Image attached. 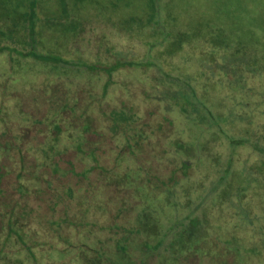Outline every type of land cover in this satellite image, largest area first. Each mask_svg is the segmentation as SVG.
Listing matches in <instances>:
<instances>
[{
  "label": "trees",
  "instance_id": "obj_1",
  "mask_svg": "<svg viewBox=\"0 0 264 264\" xmlns=\"http://www.w3.org/2000/svg\"><path fill=\"white\" fill-rule=\"evenodd\" d=\"M38 3L39 0H17L9 25L0 26V61L8 71L15 68L16 62L29 63L19 67L20 72L27 71L17 77L21 83L10 93L19 103L16 113L6 106L9 96L3 97L7 95L4 88L8 87V82L0 81V264H118L125 261L137 264L134 246L138 239L143 242L139 248L143 253L141 261L146 258L153 264H168V260L183 261L184 255L197 261L196 255L191 253L195 249L192 248L194 238L203 224L205 233L215 230L216 226L197 212L207 203L208 195L226 180L232 165L226 167V174L219 181L210 183L211 192L208 195L206 192L207 197L199 202L194 201L188 188L179 190L189 185L198 158L211 156L213 152L206 142L191 143L179 136L183 130L174 133V119L168 116L158 125L154 124L155 110L149 108L143 115L134 106L138 95L128 92L129 86L144 88L147 102L167 100L168 112L178 110L193 121L210 120L213 112L199 100V91L191 79L167 71L162 61L150 58L148 52L142 58L126 57L106 47L102 39L98 42L101 51L99 48L92 59L63 57L47 44L42 45L43 50L39 49L41 34L52 38L57 33L53 24L58 21L51 20L47 28L40 30ZM20 5L23 11L18 10ZM0 6L7 8L2 2ZM64 6L69 7L66 3ZM68 17L70 20L61 30L62 37L67 39V35L76 37L83 29L82 23L74 22L70 15L65 18ZM144 27L150 31L148 25ZM134 33V29H128L124 35L137 39ZM228 61L235 71L244 58L236 65V60ZM71 70L75 73L67 74ZM150 71L156 72L154 77H149ZM91 74L95 77L90 78ZM125 74L134 81L123 85L126 91L121 96L115 86ZM74 77L80 79L76 87L57 81ZM83 79H88L96 90L99 86V90L95 92L88 88L90 85H82ZM11 113L14 121L9 120ZM169 129L172 132L168 139L164 135ZM155 130L161 134L155 136ZM205 130L224 134L218 126ZM154 136L162 151L160 158L169 159L170 169L165 171L158 165L160 158L143 167L147 172L154 169L157 175L165 176L164 179L158 177L157 181L160 186L169 188L171 199H177V211L179 199L189 202V209L185 212L184 208L180 211L182 214L174 215L175 221L164 228L163 237L158 241L153 239L156 225L152 223L155 219L150 208L144 205V209L136 211L138 200L131 195L135 189L131 173L138 163L137 151L149 141L151 148ZM165 139L171 143L163 146L161 141ZM229 140L232 146L251 145L253 151L264 154L260 139L229 137ZM113 152L115 158L110 163L106 159ZM229 159L233 161L232 156ZM123 163H128L131 169L123 172ZM147 178L146 182L152 185L153 173ZM110 188L117 191L109 192ZM90 197L93 202H104L96 208ZM108 205H112L111 211L106 208ZM103 212L111 215L107 224L103 220H90ZM143 245L147 249L145 253ZM71 254L75 257L65 261ZM224 258L221 264L233 263V256ZM145 260L143 263L147 264ZM208 262L204 260L205 264Z\"/></svg>",
  "mask_w": 264,
  "mask_h": 264
},
{
  "label": "rangeland",
  "instance_id": "obj_2",
  "mask_svg": "<svg viewBox=\"0 0 264 264\" xmlns=\"http://www.w3.org/2000/svg\"><path fill=\"white\" fill-rule=\"evenodd\" d=\"M1 2L5 3L7 8L2 9L0 6V26H6L11 21V13L17 0H0ZM65 3L69 5L68 8H64ZM38 4L40 30L47 28L51 20L58 21L53 24L57 33L52 38H45L41 34L42 43L39 44V49L43 50L42 45L47 44L54 47L57 54L63 57L92 59L99 52L98 42L102 39L106 47L122 52L126 57L142 58L148 52L150 58L162 61L167 71L191 79V83L199 91V100L213 112V118L202 122L187 119L178 110L170 113L167 111V100L159 103L150 100L147 102L144 97L145 89L132 85L134 78L126 74L118 79V85L115 86L117 94L122 96L126 91L123 85L125 87L126 82L131 84L128 92L138 95L134 106L143 112V115L147 114L146 110L149 108L155 110L152 122L156 125L162 122L165 116L174 119V133L183 130L179 136L191 143L206 142L209 151L213 152L211 156L206 154L198 158L189 185H183L179 189L188 188L195 202L206 196V192L208 195L211 192L210 183L219 181L222 175L226 174V167L232 165L226 180L215 189L216 192L214 190L206 196L207 203L197 212L202 219L207 217L216 224L215 230L206 233L203 224L194 238L192 248L195 249L191 250V253L196 255L198 260L184 255V262L168 260V264H205L204 260H209V264H221L225 260L223 257L229 255L234 257L232 264H264V154L253 151L251 145L232 146L229 140V137H244L251 141L257 138L264 144V0H39ZM23 9V5L18 7L20 11ZM68 15L72 16L74 22L82 23L83 29L76 37L67 35V39L62 37L61 30L70 20L69 17L65 18ZM60 18L67 21L59 20ZM147 25L149 32L144 27ZM128 29H134V37L137 39L124 35ZM243 58L244 62L239 66L243 68H236L237 73L232 65L227 64V59L236 60V65ZM26 64L29 63L16 62L15 68L8 71L5 63L0 61V81L8 82V87L4 88L7 95L3 97L9 96L10 100L6 106L14 111L13 113H16L19 103L10 93L17 90V84L21 83V79L17 81V77L23 76L27 69L20 72L19 67L28 66ZM71 72L72 70L67 74ZM155 73L150 71L149 77ZM89 77L94 78L95 75L91 74ZM78 80L80 79L74 77L57 81L64 82L62 84L71 83L72 87H76ZM215 80H220V83ZM81 83L84 86L90 85L88 88L95 92L99 90L98 84L96 83V90L88 79H83ZM11 117L14 118L12 113L9 120L14 121ZM211 126L222 128L225 135L220 131L216 133L215 130H205ZM171 132L172 129H169L164 136L169 139ZM155 133V136L161 134L157 130ZM155 136L151 138L154 141L151 148L149 141L137 151L138 163L131 173L135 178V189L131 195L138 200L136 211L144 209V205L150 208L155 219L152 223L156 225L153 239L158 241L163 237L164 228L175 221L174 215L182 214L180 211L184 208L185 212L189 209V202L187 199H179L177 211V199H171L168 195L169 188L160 186L157 181L158 177L164 179L165 176L157 175L154 169L147 172L143 167L162 155ZM168 139L161 141L163 146L171 143ZM110 154L106 160L111 163L115 154ZM231 156L233 161L229 159ZM157 162L163 170L170 169L168 158H160ZM127 164L121 165L123 172L131 169ZM151 172L155 180L149 185L146 181L148 175L152 176ZM108 191L117 190L110 188ZM97 197L101 198L100 195ZM91 202L97 208L104 201ZM106 208L111 211L112 205ZM110 219L108 212L90 218L103 220L104 224ZM142 243V240L138 239L134 246L138 255L137 264H144L143 260L146 259H139L143 256L139 250ZM142 251L147 252L144 245ZM205 254L207 256H204ZM73 257L75 256L71 254L65 261ZM116 261L115 257L114 262ZM145 263L153 264L147 259Z\"/></svg>",
  "mask_w": 264,
  "mask_h": 264
}]
</instances>
